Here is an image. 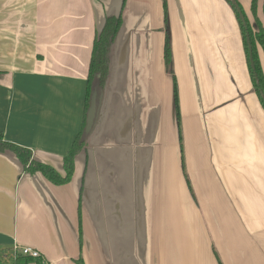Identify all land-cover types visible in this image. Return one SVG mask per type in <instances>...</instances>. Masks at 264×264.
<instances>
[{
  "label": "crops",
  "instance_id": "crops-1",
  "mask_svg": "<svg viewBox=\"0 0 264 264\" xmlns=\"http://www.w3.org/2000/svg\"><path fill=\"white\" fill-rule=\"evenodd\" d=\"M251 2L239 0L252 24ZM255 10L264 29V0ZM115 14L102 103L70 182L0 153V264L15 247L42 264H264V109L225 0H0L2 141L64 176L94 36Z\"/></svg>",
  "mask_w": 264,
  "mask_h": 264
},
{
  "label": "trees",
  "instance_id": "trees-1",
  "mask_svg": "<svg viewBox=\"0 0 264 264\" xmlns=\"http://www.w3.org/2000/svg\"><path fill=\"white\" fill-rule=\"evenodd\" d=\"M231 9L234 11L236 19L239 23V27L242 32V42L244 43V52L245 59H247L248 63V71L249 76H251L252 89L253 92L256 93L258 100L260 102L261 107L264 109V74H263V66L264 63V29L261 26L260 22L256 18V0H252L251 2V12L253 16V23L251 24L245 15L244 10H242L239 0H225ZM243 17L244 26L242 25V21L240 19V14ZM121 26V14L108 15L105 18V21L99 31L95 34L94 40L92 43V52L89 60V69L86 77L87 85L85 91V105H84V117L80 127L79 133L74 138L72 144L70 145V149L67 155L63 158V171L64 176H61L57 173L54 168L46 164H42L39 162H35L32 160L31 152L26 148L18 147L12 143L7 141H2L0 137V153L3 152H11L18 160L19 164L22 165L24 172L34 175L37 172L41 173L44 178L49 180L53 184L63 185L70 182V178L74 171V159L77 155L82 153H86L87 150V142L90 137V133H86L85 125L87 118V111L91 102L92 93H96L97 97V112L102 103L103 92L107 84L108 71L110 66V55L113 49V45L117 34L119 32V28ZM246 34L249 37V43H246ZM167 45V44H166ZM261 53V58H260ZM263 59V60H262ZM164 60L166 62V68L170 71V51L169 45L166 46ZM174 84V111H175V120L176 126L179 130V141H180V115L178 111L177 104V94L175 90V80H173ZM98 114V113H97ZM81 236V235H80ZM81 243V237H80ZM13 264H29L33 262L35 259H32L25 255L12 253ZM37 264H42L40 260H35ZM218 264H220L217 259ZM77 264H85L82 261V258H79Z\"/></svg>",
  "mask_w": 264,
  "mask_h": 264
},
{
  "label": "water",
  "instance_id": "water-1",
  "mask_svg": "<svg viewBox=\"0 0 264 264\" xmlns=\"http://www.w3.org/2000/svg\"><path fill=\"white\" fill-rule=\"evenodd\" d=\"M239 14H240V11L238 10ZM240 19L242 21V25L244 26V21H243V17L242 15L240 14ZM246 43H248L249 47H250V43H249V37H248V34H246ZM96 93H92L91 95V102H90V106H89V109L87 111V118H86V125H85V131L86 133H92V128L94 127L95 125V121L98 117V112H97V97H96Z\"/></svg>",
  "mask_w": 264,
  "mask_h": 264
},
{
  "label": "built area",
  "instance_id": "built-area-1",
  "mask_svg": "<svg viewBox=\"0 0 264 264\" xmlns=\"http://www.w3.org/2000/svg\"><path fill=\"white\" fill-rule=\"evenodd\" d=\"M14 253L20 254L22 256L25 255V256H28L32 259H39L41 257L40 253H38L37 251H35L29 247H23V248L15 247Z\"/></svg>",
  "mask_w": 264,
  "mask_h": 264
},
{
  "label": "rangeland",
  "instance_id": "rangeland-1",
  "mask_svg": "<svg viewBox=\"0 0 264 264\" xmlns=\"http://www.w3.org/2000/svg\"><path fill=\"white\" fill-rule=\"evenodd\" d=\"M188 186H189V193H191L190 194V197L192 198L193 202H195V204H196V202H197V195L193 193V190L192 189H190V183H189ZM179 231H181V229H178L177 230V233H176L177 237H181V232H179ZM191 231L193 232V228H191Z\"/></svg>",
  "mask_w": 264,
  "mask_h": 264
}]
</instances>
